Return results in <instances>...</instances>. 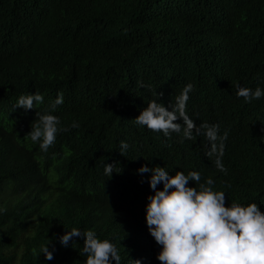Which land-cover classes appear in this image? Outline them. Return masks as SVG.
Wrapping results in <instances>:
<instances>
[{"label":"trees","instance_id":"1","mask_svg":"<svg viewBox=\"0 0 264 264\" xmlns=\"http://www.w3.org/2000/svg\"><path fill=\"white\" fill-rule=\"evenodd\" d=\"M153 1L121 0L104 16L101 9L89 16L73 12L81 21L69 31L61 23H50L51 14L44 13L40 28H18L24 31L18 36L20 56L9 59L0 34V208L6 209L0 212V264H85L86 237L74 236L68 246L59 239L73 227L92 229L101 239L115 242L120 264H137V259L152 264L156 246L146 222L147 197L154 192L147 179L151 173H134L146 163L164 166L172 174L197 170L201 181H189L192 186L211 177L212 187L225 192L226 205L264 196L261 124L251 128L242 121L243 136L228 132L222 157L227 171L216 167L215 154H207L209 140L203 132L194 129L193 138L183 140L177 132L157 138L129 126L136 108L140 114L149 100L175 90L180 79L195 84L189 109L197 121L212 119L215 107L227 100L234 103L232 116L250 109L227 96L222 76L223 67L232 68L239 76L237 84L245 86L246 57L240 43L226 41L219 51L201 48L194 40L205 26L206 12L185 21L177 17L182 0H169L170 5L151 17ZM52 2L0 0V31L23 25V11L33 18ZM223 6L238 11L232 1ZM229 24V13L215 22L217 27ZM192 50L210 61L212 77L204 73V80L194 67L195 72L188 69V57L199 63ZM31 91L44 96L37 108L24 110L33 121L38 111L49 110L58 94H64V103L54 110L64 130L50 146L44 161L52 166L45 169L43 153L26 134L32 124L13 108L17 102L13 99ZM121 140L130 143L125 154L119 150ZM105 163H114L121 171L113 165L109 177ZM48 244L54 250L52 260L43 252Z\"/></svg>","mask_w":264,"mask_h":264},{"label":"clouds","instance_id":"2","mask_svg":"<svg viewBox=\"0 0 264 264\" xmlns=\"http://www.w3.org/2000/svg\"><path fill=\"white\" fill-rule=\"evenodd\" d=\"M226 1L234 2L238 11L224 7ZM120 2L121 0H68L66 3L65 0H53L49 3V8L39 10V15H34L33 18L23 11V25H15L17 28L2 27L0 31L1 40L7 47V59L19 55L18 36L24 31L18 28H40L44 13L51 14L50 23H61L69 31L81 21L71 13L78 12L89 16L101 9V16H104L111 7L116 9ZM168 5L169 0L166 3L163 0L153 1L151 17L158 15L160 9ZM177 7V17L185 18V21L206 12L202 17L205 26L194 40L201 48L214 47L219 51L226 41L240 43L246 57L245 86L237 84L239 76L232 68L223 67L222 76L228 87L227 96H233L243 107L248 105L250 109L232 116L234 103L227 100L215 107L212 119L197 121L189 109L190 93L195 84L180 79L175 90L160 94L159 99L149 100L148 106L140 114L136 108L129 117V126L157 138L170 137L177 132L182 133L183 140L193 138L194 129L196 132H203L209 140L210 149L207 154H215L216 167L227 171L222 157L228 132L245 135L246 132L239 128L242 121H247L251 128L259 124L264 126V118L256 117L264 115V75L261 76L264 73V3L262 0H207L204 5H200L192 4L191 0H182ZM203 8L206 9L202 11ZM225 13L231 16L232 25L217 27L215 22ZM26 46L36 50L33 43ZM196 52L191 51L198 57L199 63H195L196 59L193 57H188V69L201 72L204 80V73L212 77L210 61L198 56ZM13 100L17 101L13 106L14 112L23 114L27 117V123L32 124V130L26 134L31 136L30 142L33 146L43 153L44 169L45 166L51 167L44 160L48 158L52 149L50 146L54 144L57 133L64 130L60 117L54 111L64 103L63 92L50 104L49 110L37 112L35 121L24 110L37 108L36 105L43 102L44 96L39 91L20 94ZM73 126L79 125L74 121ZM129 144L126 140L120 141L119 150L122 154H125ZM113 165L121 171L120 166L105 163L104 170L109 177L113 174ZM137 172L151 173L147 179L154 190L148 195L146 204V222L153 236L152 243L156 246L153 249L152 264H264V196L261 200L258 198L248 203L233 202L226 205L225 192L212 187L215 181L211 177L198 186L189 184V181H201V173L197 170H190L186 174L178 169L172 174L164 166L157 164L153 167L146 163L136 167L134 173ZM161 182L163 187L159 188ZM3 211L6 209L0 208V212ZM74 236L86 237L82 249L87 254L85 264H113V261L120 264L121 255L117 244L112 240L101 239L92 229L81 231L77 227L66 231L59 239L64 246H68ZM43 252L47 260L54 258V250L49 244L44 246ZM136 262L148 264L146 259H137Z\"/></svg>","mask_w":264,"mask_h":264},{"label":"bare ground","instance_id":"3","mask_svg":"<svg viewBox=\"0 0 264 264\" xmlns=\"http://www.w3.org/2000/svg\"><path fill=\"white\" fill-rule=\"evenodd\" d=\"M39 190V189H38Z\"/></svg>","mask_w":264,"mask_h":264}]
</instances>
